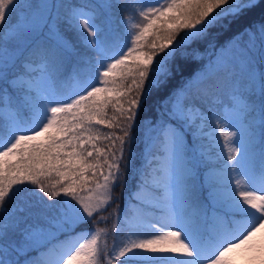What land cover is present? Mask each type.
<instances>
[{
  "label": "snow or ice",
  "instance_id": "6c2138e0",
  "mask_svg": "<svg viewBox=\"0 0 264 264\" xmlns=\"http://www.w3.org/2000/svg\"><path fill=\"white\" fill-rule=\"evenodd\" d=\"M24 7L43 11L13 24ZM59 7L0 0V264H264V18L244 23L264 0H103L63 16ZM101 10L124 16L122 38L105 35ZM62 25L96 53L86 69H70L76 50ZM200 45L212 51L207 66L169 92ZM223 78L231 101L206 114L198 102ZM69 80L77 87L65 96ZM154 93L166 97L159 116L141 124ZM128 175L138 177L131 214L116 194ZM25 195L59 215L28 223L11 206Z\"/></svg>",
  "mask_w": 264,
  "mask_h": 264
},
{
  "label": "trees",
  "instance_id": "16d2710c",
  "mask_svg": "<svg viewBox=\"0 0 264 264\" xmlns=\"http://www.w3.org/2000/svg\"><path fill=\"white\" fill-rule=\"evenodd\" d=\"M28 0H21V3L25 4ZM37 2V1H36ZM33 0L32 4L36 3ZM101 5L102 2L99 0H57V5L59 7V12L61 16L65 12L68 11L70 6H81V5ZM24 8L17 9L16 13L11 17V22L15 24L18 20L22 22L21 11ZM262 18H264V10L256 9L253 13H251L244 23L253 22L258 23ZM22 19V20H21ZM124 16L119 12L115 11L114 13L105 14L101 10L100 20L104 24L105 27V35L112 38L114 35H118L122 38L123 35V24L122 20ZM242 25H235L231 29H227L219 35V42L223 43L224 41L231 38ZM62 28L65 30L66 36L72 41L75 46L76 54L71 57V65H79L82 69L87 68L86 61H95L96 53L94 50L85 47L82 43L78 35L71 29H67L66 26L62 25ZM215 34V33H214ZM183 35V33H181ZM45 38H49L47 33H45ZM201 57L200 59H196L193 61H189L184 66V71L182 74L177 75L175 79L172 80L169 85L168 91H174L175 89L180 88L184 85L185 81L190 79L193 76H196L200 69H203L207 62L206 60L208 55L212 53L211 49L205 50L203 45H200ZM160 57L158 56L157 59ZM76 82L69 80L65 87L62 89V94L65 96H69L71 92L74 91V86ZM231 80L230 78H223L219 88L215 91L214 96L207 98L203 101L198 102V106L200 109L208 113L209 109L212 111L220 112L222 111V107L224 104H229L231 101ZM164 93H154L152 98L149 100L148 105L138 114L137 120L139 123L144 124L148 121H153L158 118L159 113L157 109L161 105L163 99H165ZM218 98V99H217ZM257 105L261 103V97L259 92L257 91L255 96L253 97ZM136 140L132 145V153H133V162L134 166L137 168L143 167L145 161L143 159V155L145 153V139L143 131L137 130ZM193 139V134L189 133V140ZM205 142H207V137H204ZM199 143V142H197ZM260 150V138H257V152ZM138 177H133L128 175L127 177V186L123 189H117L116 194L120 195L122 192L123 195L120 196V211L124 212L127 210L129 214H131V208L128 207L127 201L130 194L135 190V185ZM25 187H31V185H25ZM204 196L207 195L206 192L203 193ZM40 196H43L41 193ZM65 199L64 197L57 198V200H48L47 197H44V201L47 205H57L59 200ZM74 203V202H73ZM13 207L21 210L18 211V215L24 217L28 223H39L45 227H48L47 221L49 219H54L59 215L58 207H45V204L40 203L39 199L34 196H21L12 202ZM210 212V211H209ZM91 228V225H81L79 229ZM63 236L61 237V239ZM119 242V241H117Z\"/></svg>",
  "mask_w": 264,
  "mask_h": 264
},
{
  "label": "rangeland",
  "instance_id": "374dc122",
  "mask_svg": "<svg viewBox=\"0 0 264 264\" xmlns=\"http://www.w3.org/2000/svg\"><path fill=\"white\" fill-rule=\"evenodd\" d=\"M37 1V2H36ZM99 1H101L102 3H103V0H99ZM35 4H32L33 3V0H28L26 3H25V5H43V4H45V3H47V4H49V5H51V4H56L57 5V0H35ZM149 2L150 3H153V4H155L156 3V0H149ZM41 11H43V9H41V8H36V7H33V8H29V7H24V9H23V11H21V16H22V19L24 20L25 19V17H31V16H33V15H35V14H38L39 12H41ZM21 19V20H22ZM22 20V21H23ZM212 55V53H210L209 55H208V57H207V59H209V57ZM206 61H208V60H206ZM208 63V62H207ZM206 66H207V64H206ZM205 66V67H206ZM203 69H200L199 71H198V73H197V75H199L200 73H201V71H202ZM76 87H77V83H75V86H74V88L76 89ZM75 89H74V91H75ZM73 91V92H74ZM73 92H71L70 93V95L73 93ZM229 104H224L223 105V107H222V111H224L226 108H227V106H228ZM216 111V110H215ZM217 112V111H216ZM208 124L210 125V122H208ZM204 131L205 132H208V133H210L211 132V127L210 126H205V128H204ZM144 139H145V143H146V137L144 136ZM209 216H211V212H209ZM165 228H167L168 227V225H166V224H164L163 225ZM82 230H84V229H79L78 230V232L79 231H82ZM63 239V238H62ZM109 246H111V244H112V238H111V236H109ZM179 258V257H178ZM50 259H55V257H51Z\"/></svg>",
  "mask_w": 264,
  "mask_h": 264
}]
</instances>
